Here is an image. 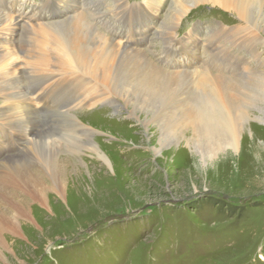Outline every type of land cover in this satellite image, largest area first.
Here are the masks:
<instances>
[{
  "label": "rangeland",
  "instance_id": "374dc122",
  "mask_svg": "<svg viewBox=\"0 0 264 264\" xmlns=\"http://www.w3.org/2000/svg\"><path fill=\"white\" fill-rule=\"evenodd\" d=\"M191 1L123 0L119 7V13L125 16L122 27L130 31L141 27L139 32L129 33L128 41L157 52L160 33L169 28L175 42L185 43L188 37L196 40L200 56H195L194 62L207 57L219 44L228 47L226 35L239 23L232 18L234 13L207 2ZM24 2L27 8L29 2ZM8 11L12 15L14 9L9 7ZM61 15L56 21H66ZM170 17L173 24L167 22ZM6 21L0 25L4 36L0 53L8 55L12 47L13 63L9 67L13 74L31 66L26 64L31 60L27 50L34 42L35 49L50 47L58 52L49 36L35 31L25 34ZM100 28L106 36V29ZM11 35L12 39H6ZM209 42H213L212 47ZM178 49L180 54L170 56L169 62L186 65L188 52ZM258 51L264 57V49L259 47ZM256 63L247 61L252 71L257 69ZM51 70L58 71L54 66ZM8 81L0 79V84L12 88ZM2 103L0 99V106ZM33 106L37 108L31 123L33 133L26 134L28 143L18 146V152L5 161L0 172L34 171L45 182L44 191H50H42V201L28 197L24 214L12 209L5 212L15 229L6 225L0 229V264H264V136L257 130L264 128V123L248 119L237 150L228 148L203 160L194 149H171L177 143L159 146L155 138L149 139L151 135L141 122L130 116L120 120L113 108L99 102V110L110 108L107 114L92 115L89 111V115H82L80 111L79 115L93 129L90 139L106 154L110 167L89 163L92 159L84 149L74 164H88V170L81 173L73 169L70 176L66 171L64 179H59L60 187H56L54 178H49L51 172L40 169L39 159L56 157L60 162L70 156L64 148L59 151V146L54 149L50 145L52 139L66 133L68 118L54 110L38 109L35 101ZM155 124L151 121L148 126L155 130ZM6 131L0 125V140L6 141ZM30 137L39 140L35 151L29 144ZM13 146L17 145L13 142ZM1 149L0 160L7 154ZM63 164L65 170L72 167L66 161Z\"/></svg>",
  "mask_w": 264,
  "mask_h": 264
},
{
  "label": "bare ground",
  "instance_id": "6f19581e",
  "mask_svg": "<svg viewBox=\"0 0 264 264\" xmlns=\"http://www.w3.org/2000/svg\"><path fill=\"white\" fill-rule=\"evenodd\" d=\"M43 1L39 4L36 0H28L26 8L24 0H6V4L0 0V25L8 19V26L25 34L47 35L58 48V52L50 47L35 49V42L32 43L27 50L31 60L26 63L31 66L15 71L17 74L9 67L13 63L10 58L12 47H8V55L0 53V79H9L8 82L14 85L6 89L0 84V99L4 104L0 106V125L8 130L6 141L0 140V149L7 153L0 160L1 168L18 152L19 145L28 143L26 134L33 133L31 123L37 112L33 101L40 105V110H54L68 118L66 133L52 139L50 145L54 149L59 146V151L64 148L70 156L60 162L56 157L49 160L41 156L39 159L43 166L40 169L51 172L49 178H54L52 184L56 187H60L59 179L66 176V171L69 176L73 169L85 172L88 164H74L84 149L92 159L89 163L100 168L101 165L110 167L106 154L90 139L93 129L79 115L80 111L82 115L92 111V115L101 116L110 109L99 110V102L113 108L114 116L120 120L130 119V116L141 122L151 135L149 139L155 138L159 146L177 143L178 146L171 149H194L203 160L228 148L237 150L240 133L246 128L248 119L255 118L264 123V57L258 51L259 47L264 49V0L191 1L229 9L234 13L232 18L239 20L226 35L228 47L219 44L207 57H200L199 62H194V57L200 56L196 52V40L188 37L185 43L175 42L177 39L170 35L169 28L160 33L161 47L157 52L142 49L134 45L135 41L129 42V33L139 32L141 27L133 31L122 27L125 16L123 12L119 13V7L123 0ZM9 7L14 9L12 15ZM61 13L66 21H56V16ZM167 22L173 24L174 20L170 17ZM101 26L106 29V36L101 34ZM3 37L0 32V39ZM6 37L13 38L12 35ZM210 43L213 46V42L208 46ZM179 47L188 52L186 65L169 62L170 56L180 54L177 53ZM121 54L125 56L120 59ZM251 60L257 62L254 71L253 66L247 64ZM52 66L57 68L56 73L51 70ZM20 77L24 80H19ZM151 121L156 123L157 129L148 126ZM260 128L257 130L264 136V128ZM69 137H72L71 141ZM30 140L34 150L39 140L33 137ZM13 142L17 145L15 148ZM153 148L154 152L159 150L156 145ZM64 160L72 166L69 171L64 169ZM44 189L45 182L34 171L0 172V229L5 225L15 229L5 212L12 209L17 214L26 213L28 197L42 201Z\"/></svg>",
  "mask_w": 264,
  "mask_h": 264
}]
</instances>
